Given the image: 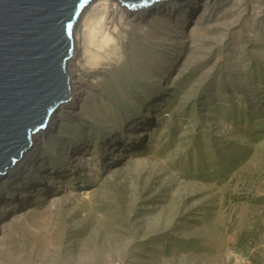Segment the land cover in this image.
Instances as JSON below:
<instances>
[{
	"label": "rangeland",
	"instance_id": "1",
	"mask_svg": "<svg viewBox=\"0 0 264 264\" xmlns=\"http://www.w3.org/2000/svg\"><path fill=\"white\" fill-rule=\"evenodd\" d=\"M213 5L198 27L187 12L147 28L95 77L47 142L61 189L27 174L5 202L0 264H264V0Z\"/></svg>",
	"mask_w": 264,
	"mask_h": 264
},
{
	"label": "water",
	"instance_id": "2",
	"mask_svg": "<svg viewBox=\"0 0 264 264\" xmlns=\"http://www.w3.org/2000/svg\"><path fill=\"white\" fill-rule=\"evenodd\" d=\"M143 8L157 0H122ZM92 0H0V175L69 99L74 33Z\"/></svg>",
	"mask_w": 264,
	"mask_h": 264
},
{
	"label": "bare ground",
	"instance_id": "3",
	"mask_svg": "<svg viewBox=\"0 0 264 264\" xmlns=\"http://www.w3.org/2000/svg\"><path fill=\"white\" fill-rule=\"evenodd\" d=\"M217 1L157 0L152 5L143 8H131L122 0H92L84 9L74 33V53L68 62L71 92L69 99L59 106L47 127L34 134L30 150L8 169L5 176L0 175V213L4 212V216H0V234L3 235L5 227H7V223L3 221L11 214L14 215L11 219L16 216V212L9 213L12 210L6 207L5 202L7 200L19 201V198H16L18 193L15 190L18 189L17 185L25 181L24 178L27 174L48 192L56 187L61 189L63 186L64 180L59 179L56 183L53 180L48 181L45 177L46 168L49 166L44 157V153L47 151V142L57 140L65 119L73 120L80 114L81 105L88 98L90 86L95 85V77L97 75L106 76L111 68L120 67L124 61L129 60L131 50H135L136 42L141 39L142 33L147 32V28L150 30L156 24L161 23H176L180 15L187 12L196 15L193 28L198 27V25L207 22V17L214 9L213 3ZM138 70L142 72L147 68L139 65ZM144 74L147 77L149 75L147 72ZM152 104L149 110L154 107ZM145 131L140 132V135L146 134ZM110 145L117 144L111 143ZM122 145H117V150ZM83 149V146L78 147L77 152L68 157L71 163L68 176H73L82 169L80 158ZM64 151V148L59 149L60 154ZM95 158L91 159L95 160ZM44 166H46L45 169H43ZM77 187L84 188L87 187V184L82 183ZM29 199L30 197L27 200L29 201ZM33 202L34 200L31 198V203Z\"/></svg>",
	"mask_w": 264,
	"mask_h": 264
}]
</instances>
